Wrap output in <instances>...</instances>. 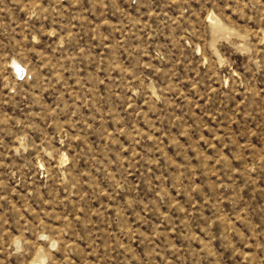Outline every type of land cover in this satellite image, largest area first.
<instances>
[{
	"label": "rangeland",
	"instance_id": "1",
	"mask_svg": "<svg viewBox=\"0 0 264 264\" xmlns=\"http://www.w3.org/2000/svg\"><path fill=\"white\" fill-rule=\"evenodd\" d=\"M264 264V0H0V264Z\"/></svg>",
	"mask_w": 264,
	"mask_h": 264
},
{
	"label": "bare ground",
	"instance_id": "2",
	"mask_svg": "<svg viewBox=\"0 0 264 264\" xmlns=\"http://www.w3.org/2000/svg\"><path fill=\"white\" fill-rule=\"evenodd\" d=\"M43 259H44V258H43V254H40V256L37 257V258L35 259V262L32 263V264H40V263H42Z\"/></svg>",
	"mask_w": 264,
	"mask_h": 264
}]
</instances>
